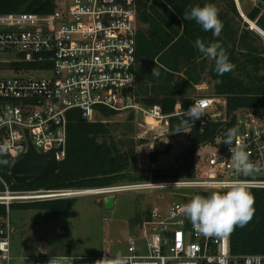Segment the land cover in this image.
<instances>
[{
  "label": "built area",
  "instance_id": "1",
  "mask_svg": "<svg viewBox=\"0 0 264 264\" xmlns=\"http://www.w3.org/2000/svg\"><path fill=\"white\" fill-rule=\"evenodd\" d=\"M232 1L237 6L240 2ZM67 2V8L56 6L46 16L0 15V155H12L14 159L26 153L28 139L37 153L51 154L60 163L66 150V115L71 110H78L89 123H106L102 110L115 116L139 114L158 126L167 118L156 106H141L133 94L135 0ZM194 102H202L204 108L203 117L197 120L224 121L222 113H213L216 105L223 110V101L198 98ZM263 113L241 111L236 116L238 133L232 144L225 145L218 138L210 145L214 152L207 157L196 159L194 153L191 179H149L94 190L5 195L16 196L12 197L16 200H54L86 195L104 198L129 191L191 190V195L177 196L179 202L142 215L135 230L126 235L125 255L113 257L103 250L93 257H60L66 264H96L103 259H117L118 264H264L262 255H232L230 234L205 236L181 211L194 195L226 190L222 189L223 182L240 181L248 190H264ZM238 147L249 153L251 162H259V171L248 175L235 171L229 149ZM81 192L90 194H78ZM0 204L6 207V216L0 218V264H11L14 230L9 218L10 200L0 198ZM50 258L40 257L34 264H48Z\"/></svg>",
  "mask_w": 264,
  "mask_h": 264
},
{
  "label": "trees",
  "instance_id": "2",
  "mask_svg": "<svg viewBox=\"0 0 264 264\" xmlns=\"http://www.w3.org/2000/svg\"><path fill=\"white\" fill-rule=\"evenodd\" d=\"M217 0H135L136 10V85L134 96L143 107H158L167 118L161 129L168 139H173L181 125L184 110L194 99L191 92L208 77L213 84L216 99L224 102L213 113H222L224 121L195 120L179 127L187 131L189 144L185 155L175 168L165 171L143 170L137 165V148L141 141L117 142L109 122H86L78 110L66 115L65 157L59 163L58 172L40 180L15 184L9 174L12 155H0V195L8 193L33 194L36 192L82 191L138 184L160 180H181L193 177L194 153L202 146L212 145L216 139H225L228 129L236 127V116L241 111L264 112V52L248 39L246 24L239 31L235 21L242 22L234 2L226 0V11H219L223 28L218 37L204 31L194 20L186 21L183 13L206 3L215 5ZM225 1V0H224ZM171 5V8L169 7ZM264 0L245 17L264 32ZM56 9L55 0H0V15L26 14L46 16ZM252 26H255L251 23ZM201 39L205 44L220 43L233 71L218 75L214 61L195 47ZM16 67V66H15ZM27 67V66H24ZM158 75L152 74L153 69ZM109 121L114 113L102 110ZM133 113L129 115L132 118ZM168 144L158 152L156 144L149 153V162L155 164L158 157L167 155ZM254 196L255 212L244 227L236 226L230 233L231 254L238 257L264 256V190H248ZM75 199L38 200L12 202L11 211L44 210L68 213ZM6 216V207L0 204V218ZM141 216L136 218L139 222Z\"/></svg>",
  "mask_w": 264,
  "mask_h": 264
},
{
  "label": "rangeland",
  "instance_id": "3",
  "mask_svg": "<svg viewBox=\"0 0 264 264\" xmlns=\"http://www.w3.org/2000/svg\"><path fill=\"white\" fill-rule=\"evenodd\" d=\"M68 3L67 0H55L56 6L61 9L67 8ZM225 3L226 0H217L215 6L219 11L224 12L226 11ZM256 5L257 3H247L245 0H240L239 7L234 3L242 22L234 21L239 31L243 30L246 24L245 28L251 32L248 39L264 52V32L245 17L246 12L251 11ZM213 92V84L208 77H204L202 84L195 86L191 96L194 100L216 99ZM218 100L222 102L221 99ZM129 115L114 116L107 121L112 126L113 139L117 142H133L134 144L141 141L147 142L137 148V165L143 170L162 172L175 168L189 146L186 133L179 132L173 139H168L161 129L151 126L152 124L149 123L151 120L148 118L139 114H132L133 117L129 118ZM154 144L158 152L159 150L163 152L166 146L171 144L169 153L159 156L156 164L150 163L148 158ZM212 152L214 149L210 145L202 146L196 150L195 158L207 157ZM151 168L153 170H150ZM6 197L7 195H0V198ZM72 198L76 202L68 213L44 210L9 213L14 230L10 241L11 264H34L36 259L44 256L93 257L103 250H108L113 257H121L127 252L126 235L135 230L138 216L152 209H162L171 202H179L177 196L166 193L129 191L115 194V206L112 209H105L101 195L70 196L64 199ZM12 202L23 201L10 200V203Z\"/></svg>",
  "mask_w": 264,
  "mask_h": 264
},
{
  "label": "clouds",
  "instance_id": "4",
  "mask_svg": "<svg viewBox=\"0 0 264 264\" xmlns=\"http://www.w3.org/2000/svg\"><path fill=\"white\" fill-rule=\"evenodd\" d=\"M171 8V5H169ZM218 8L210 3L204 6H195L183 13V19L186 21L194 20L201 25L204 31H211L218 37L222 31L223 25L218 15ZM195 47L204 56L214 61L215 71L218 75L234 70L235 65L229 60V57L218 42L205 44L201 39L195 41ZM152 74L158 75L153 69ZM204 108L202 102H194L187 110L183 112L181 125L178 126L176 133L182 132L179 127L188 124L190 121L203 117ZM238 129L230 128L225 134L224 144L233 143ZM231 152L232 166L236 172L248 175L254 171H259L261 165L259 162L253 163L249 160V153L243 148L229 149ZM152 185L151 183H149ZM222 189L212 190L209 195H194L186 204L181 206L182 213L191 221L193 227L205 236H226L232 233L236 226L244 227L253 218L254 196L248 191L247 185L240 181L223 182ZM48 264H66L63 257H51ZM96 264H118L117 259L105 261L98 260Z\"/></svg>",
  "mask_w": 264,
  "mask_h": 264
},
{
  "label": "water",
  "instance_id": "5",
  "mask_svg": "<svg viewBox=\"0 0 264 264\" xmlns=\"http://www.w3.org/2000/svg\"><path fill=\"white\" fill-rule=\"evenodd\" d=\"M27 135V132H26ZM28 149L27 152L21 155H17L11 163L9 174L12 181L15 184H25L40 180L49 175H53L58 172L59 163L55 160L51 154L37 153L30 145L27 139ZM160 192L173 196L191 195V190H162V191H139L137 193H151ZM11 201L16 199L11 198ZM38 200H52L45 199H22L23 202H31ZM114 204V196L103 198V205L105 209H112Z\"/></svg>",
  "mask_w": 264,
  "mask_h": 264
},
{
  "label": "bare ground",
  "instance_id": "6",
  "mask_svg": "<svg viewBox=\"0 0 264 264\" xmlns=\"http://www.w3.org/2000/svg\"><path fill=\"white\" fill-rule=\"evenodd\" d=\"M75 194H77V193H75ZM78 194H90V193L89 192H81V193H78ZM5 199L10 200L11 198L9 196H7Z\"/></svg>",
  "mask_w": 264,
  "mask_h": 264
},
{
  "label": "crops",
  "instance_id": "7",
  "mask_svg": "<svg viewBox=\"0 0 264 264\" xmlns=\"http://www.w3.org/2000/svg\"><path fill=\"white\" fill-rule=\"evenodd\" d=\"M182 132H183V131H182ZM184 132H185L186 135H187V131H184ZM186 140H187V139H186ZM170 145H171V144H170ZM159 152H162V151L159 150ZM155 164H156V163H155ZM150 170H153V168H151ZM101 202H102V201H101ZM102 203H103V202H102ZM102 203H101V204H102ZM113 206H115V199H114V204H113Z\"/></svg>",
  "mask_w": 264,
  "mask_h": 264
}]
</instances>
